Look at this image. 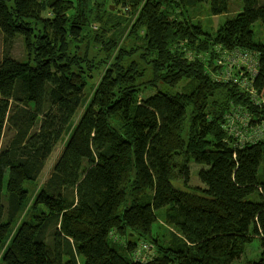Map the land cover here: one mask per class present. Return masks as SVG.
Returning <instances> with one entry per match:
<instances>
[{
	"label": "trees",
	"instance_id": "obj_1",
	"mask_svg": "<svg viewBox=\"0 0 264 264\" xmlns=\"http://www.w3.org/2000/svg\"><path fill=\"white\" fill-rule=\"evenodd\" d=\"M232 1L178 0L182 7L208 3L214 15L228 14ZM238 1L242 11L216 38L198 32L196 39L164 17L162 0L121 1L131 14L142 4L139 20L158 56L156 74L171 88L185 79L198 86L191 94L157 90L139 99L133 85L139 69L111 68L103 59L102 76L84 103L88 67L67 53L69 40L83 36L68 19L77 6L65 13L58 0H0L3 264H233L254 237L262 241L260 260L247 264H264V138L242 141L228 119L235 111L250 114L251 134L264 120V42L253 30L258 22L264 26V0ZM49 7L52 17L42 16ZM33 22L45 35H33ZM177 34L185 36L174 41ZM19 40L28 52L21 58L12 54ZM209 46L258 54L249 90L224 89L216 70L180 58ZM110 47H104L108 58ZM63 140L43 187L30 190ZM192 163L200 167L197 186ZM160 218L169 227L157 236ZM144 243L151 250L142 262L135 253Z\"/></svg>",
	"mask_w": 264,
	"mask_h": 264
},
{
	"label": "rangeland",
	"instance_id": "obj_2",
	"mask_svg": "<svg viewBox=\"0 0 264 264\" xmlns=\"http://www.w3.org/2000/svg\"><path fill=\"white\" fill-rule=\"evenodd\" d=\"M50 1L54 2L57 0H41L43 3H47ZM61 2V7L63 11L66 13L67 7L71 10H75L73 8L74 5L77 6L76 12L73 11V14L68 16L72 22L79 24L82 27V37L78 40H75L72 43L69 40V44L67 45V53L75 54V58L80 61L83 66L88 67V77L89 84L83 91L84 93V103H88L93 95V85L97 84V81L100 80L102 76V72L105 69L103 62H100L103 59H107V66H112L117 68L120 65L122 68H129L131 66L137 67L141 74L140 77H135L133 85L135 88V92L139 99H146L151 96V94L155 93L157 90L169 94L176 93H186L191 94V92L198 86V83L194 79H185L179 83L174 88L168 87L166 82L163 80V73L156 74V70L153 60H157L158 56L155 52H151L148 49L147 42L145 39V26L139 20L141 16V8L136 10L133 8L130 11H134L133 14L125 11L126 8L121 6V1L123 3L124 0H58ZM57 2V3H58ZM120 7H123V12H119ZM160 8L162 9L164 17L172 23V25L177 26L180 31L183 33H187V36L190 39H196V36H201V34H205L210 36L211 38H216L218 33L223 27V24L228 20L236 16L242 6L238 0H234L231 2V9L228 14L222 15H214L210 11V6L208 3L198 4L193 7H182L178 0H162L160 4ZM49 9L43 13L44 17H52V14L49 13ZM75 12V13H74ZM53 19V18H52ZM140 21V22H139ZM34 30L41 28V23H31ZM182 25L185 29H183ZM255 32V38L258 41L264 42V28L258 24L253 28ZM193 33L189 35V33ZM185 35L177 34L174 38L176 41L179 38H183ZM202 38H199L198 44H195V48H198L200 45V41ZM111 44L110 50L107 51L111 55V58H108L105 55L104 47L105 45ZM177 43L172 45V49L176 47ZM210 47V46H209ZM4 40L3 36L0 34V60L2 59V52H4ZM210 52H214L213 49ZM26 46L22 43L21 40L17 42V45L12 51V54L18 58L27 56ZM201 54V53H198ZM218 55V56H216ZM237 55V54H236ZM234 55L233 57L229 55H224L223 63L226 66H230L231 63L235 62V67H232V73H236L237 71H241L244 64H248L245 60L244 63L237 60H240L239 56ZM216 59H219V54L214 53ZM249 65V64H248ZM220 71V70H219ZM169 71L166 70V81L169 80ZM160 76V79L157 76ZM217 80L222 82L225 81L226 76L223 74H218V77L215 76ZM224 89L230 90L228 84ZM226 90L224 93L226 94ZM214 94V93H213ZM222 95L220 99L222 101ZM264 101V94L261 97ZM260 100V99H258ZM226 104V103H225ZM85 105L82 106L78 115L80 117L81 113L84 111ZM235 118H231L230 123L234 126L241 127L239 130L245 132L242 137V141L248 140H260L264 138V122L260 125L256 124L259 128H257V132L255 134H251L250 131L246 132L247 129L242 127V119L244 114L242 111H235ZM190 115V111H189ZM78 121V119H76ZM240 125V126H239ZM248 129L250 127H247ZM255 127H252L253 129ZM63 140L58 145L57 149L54 151L52 156L47 161L44 171L42 172L39 181L33 185H29L30 190H35L38 192L41 187H43L44 182L48 178L50 172L54 167V163L58 159L60 153L63 149ZM4 145V142H3ZM192 172L193 179L191 184L193 186H197L200 184L198 181V170L200 167L192 163ZM261 173L264 175V166L261 168ZM35 192V193H36ZM34 193V194H35ZM31 199V198H30ZM30 201V200H29ZM31 210V206L28 205L26 210L24 211L22 218L27 217L28 213ZM157 228V236L162 235L167 228L168 224L164 221V218H160L156 223ZM111 241H113L111 239ZM117 245H122L118 242ZM262 252V241L258 237H254L252 242L247 244L245 253L241 257L240 260L235 261L233 264H247L249 261H259ZM151 255V254H150ZM148 256V254H147ZM153 256V255H152ZM0 264L2 263L0 256Z\"/></svg>",
	"mask_w": 264,
	"mask_h": 264
},
{
	"label": "bare ground",
	"instance_id": "obj_3",
	"mask_svg": "<svg viewBox=\"0 0 264 264\" xmlns=\"http://www.w3.org/2000/svg\"><path fill=\"white\" fill-rule=\"evenodd\" d=\"M234 1V0H233ZM242 11V8L240 10V12ZM70 24V22L68 23ZM260 24L263 28L264 26L261 24V22H258L256 25ZM254 25V26H256ZM254 28V27H253ZM44 27L42 26L41 28H38L37 30L33 29V35H45V31H44ZM50 34L52 33L49 32ZM213 49L214 52H210ZM186 51V50H185ZM214 53L219 54V59H216L214 56ZM237 54V55H236ZM224 55H229L231 57H233L234 55L239 56L240 60H237V63H239V61L242 62L243 59V55H247L248 56V64H246L241 71H237L236 73H232V67H235V62L231 63L230 66H226L223 63V59H224ZM218 56V55H216ZM181 59H187V63L188 64H192L193 62L195 63H200L201 65H204L209 72H212V70H216L217 71V77L218 74H223L224 77L226 76L227 78H225V83L228 84V87L231 88L232 86L234 87H243L246 90H249L251 87V83L249 82V78L251 79V77H255L258 75L259 72V68H258V54L256 52L253 51H240L238 49L236 50H230L227 51L225 49H221L217 46H210V48L208 49L207 52L203 53V54H194L191 53L189 51H187L186 53H182V56H180ZM220 70V71H219ZM254 91L253 89L250 90V92ZM252 101L257 104L260 105L262 103L259 102V100L255 97H253ZM261 111V109H259ZM235 112L231 113L228 116L229 122L231 121V118H235ZM243 120L245 121L246 125L251 127V121H252V117L250 114H246L243 116ZM260 125V124H259ZM256 128V127H255ZM257 128L258 125H257Z\"/></svg>",
	"mask_w": 264,
	"mask_h": 264
},
{
	"label": "built area",
	"instance_id": "obj_4",
	"mask_svg": "<svg viewBox=\"0 0 264 264\" xmlns=\"http://www.w3.org/2000/svg\"><path fill=\"white\" fill-rule=\"evenodd\" d=\"M243 60H245L246 62L248 61V56L247 55H243ZM242 60V62L244 63V61ZM246 64L243 65V67L245 66ZM264 122V120H263ZM242 127L247 129V125L245 123V121L242 119ZM230 126L232 127L231 129V133L235 134L236 136H238L239 138L242 139L243 135L245 134V132L239 130L241 127H238V126H234L230 123ZM240 126V125H239ZM258 130L256 129L253 134H255ZM246 132H248V130H246ZM151 248L148 244L144 243L142 244L141 248L135 253V257L136 259L142 261V262H145L147 261L148 259V256L147 254L150 252Z\"/></svg>",
	"mask_w": 264,
	"mask_h": 264
}]
</instances>
